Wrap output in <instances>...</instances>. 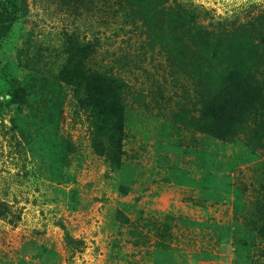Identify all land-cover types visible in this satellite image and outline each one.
<instances>
[{"label":"rangeland","instance_id":"obj_1","mask_svg":"<svg viewBox=\"0 0 264 264\" xmlns=\"http://www.w3.org/2000/svg\"><path fill=\"white\" fill-rule=\"evenodd\" d=\"M203 31L215 58L194 49ZM217 60L258 88L264 115V0H0V264H264V242L241 252L232 235L261 197L264 136L227 150L226 169L191 135L212 87L197 62ZM79 65L121 84L120 165L91 149L74 114ZM59 103L53 132L44 119ZM168 221L161 249L154 223Z\"/></svg>","mask_w":264,"mask_h":264},{"label":"trees","instance_id":"obj_2","mask_svg":"<svg viewBox=\"0 0 264 264\" xmlns=\"http://www.w3.org/2000/svg\"><path fill=\"white\" fill-rule=\"evenodd\" d=\"M15 14V12H12L10 19ZM200 35L199 44L194 46L199 58H215L217 39L213 36V40L210 41L209 38L212 37L208 33H205V31ZM169 38H171L170 34ZM173 42L171 45L173 47L177 46V42ZM190 46L188 45L187 49ZM188 51L193 53V49H189ZM197 66H201V70L206 66L205 71L211 77L212 87L207 91L201 92V106L198 109V116L194 118L195 127L191 130L195 144L198 146L199 143L201 146V149L199 146L197 147L196 152L206 151L211 155V148L218 147L220 150L218 154L222 155L219 161L220 165L226 169H230L234 162L230 156L226 155V152L230 149L232 152L240 155L241 148L246 147V143L244 142L245 137H250L254 133L258 136V139L252 142L263 146L261 137L264 136V115L260 117V109L258 111L260 93L258 88L252 85L246 76L219 60L215 61L213 65L208 62H197ZM78 67L74 68V70L78 74H82V79L86 80V85L76 87L69 92L71 101L73 102L74 114L78 115L80 111L85 115L84 120L89 127L88 138L91 149L105 154L104 157L111 166L114 165L115 161H118L120 165L119 159L122 153L120 147L124 144L122 143L123 141L130 138V133L127 131V128L129 131L130 128L126 124V117L124 115L123 117L121 116L126 104V102L124 103L121 84L119 82L118 84L115 83V81H118L116 78L112 80L101 77L99 73H101L102 68L97 69L94 67V69H91V73L88 70L85 71L81 65ZM78 74L76 75V84L79 80ZM14 93L13 97L16 94ZM62 109L63 107L59 103L54 118L47 117L44 119L47 130L54 132L59 128L58 120L62 116ZM257 120L260 124L259 130L255 124ZM252 123V131L249 132V126ZM195 131L202 133L203 138L201 140H198L197 137L196 139L194 138ZM145 132L147 136L146 129ZM178 133L180 134L179 130ZM190 142L191 140L188 141L186 146L189 147ZM236 145H239L238 150L240 152L234 151ZM178 146H181V144L179 143ZM255 163L253 170L260 176L258 185L261 197L255 198L257 202L255 206L256 211L252 214L250 213L248 216L244 215L243 221H236L233 231L237 233H232L235 244L241 252L253 246V244L251 245L253 239L264 242V161ZM239 190L243 194L244 191L242 189ZM126 193L127 189H122V194ZM154 228L159 248H168L170 246L169 242L172 240L170 238L172 233L169 221L154 223ZM68 244L72 249L75 239L68 237Z\"/></svg>","mask_w":264,"mask_h":264}]
</instances>
